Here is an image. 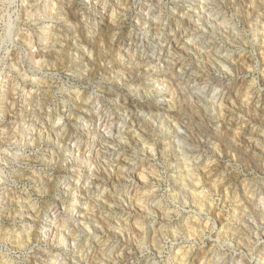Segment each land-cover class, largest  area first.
Returning <instances> with one entry per match:
<instances>
[{"label":"rangeland","instance_id":"374dc122","mask_svg":"<svg viewBox=\"0 0 264 264\" xmlns=\"http://www.w3.org/2000/svg\"><path fill=\"white\" fill-rule=\"evenodd\" d=\"M0 264H264V0H0Z\"/></svg>","mask_w":264,"mask_h":264}]
</instances>
